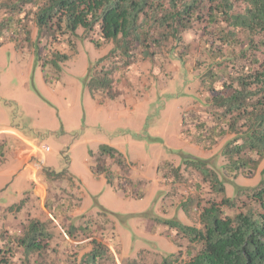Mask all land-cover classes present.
Returning a JSON list of instances; mask_svg holds the SVG:
<instances>
[{"label":"rangeland","instance_id":"rangeland-1","mask_svg":"<svg viewBox=\"0 0 264 264\" xmlns=\"http://www.w3.org/2000/svg\"><path fill=\"white\" fill-rule=\"evenodd\" d=\"M27 28L31 42H36L34 25ZM199 35L193 31L185 35L190 54L181 56L176 49L163 62L136 64L114 86L116 92L97 98L86 84L88 69L102 67L97 62L111 45L96 48L91 42L98 37L96 30L88 36L79 29L71 39L73 50L64 41L49 49L48 40L39 38L48 81L33 48L26 43L15 48L24 37L0 45V247L10 246L11 264H23L26 258L15 238L31 220L46 222L52 239L45 253L30 254L29 264H80L91 249V239L107 247L115 264L188 261L196 247L164 221L198 226L195 207L191 211L196 215L187 217L181 204L188 197H200L204 204L214 196L196 172L183 167L187 156L214 166L226 197L236 199V208L223 209L226 216L256 207L236 188L255 187L264 178L262 163L253 175L224 176L222 143L206 151L182 135L181 114L201 104L198 77L209 62L208 52L198 47ZM52 52L69 56L58 74L48 63ZM198 60L201 65L196 69ZM101 146L115 148L124 160L121 167L107 160L112 184L91 169L100 166ZM28 148L38 152L31 161L45 186L40 197L32 194L35 182L17 160L18 152ZM165 164L180 168L177 181L163 178ZM48 169L61 176L47 179Z\"/></svg>","mask_w":264,"mask_h":264},{"label":"trees","instance_id":"trees-1","mask_svg":"<svg viewBox=\"0 0 264 264\" xmlns=\"http://www.w3.org/2000/svg\"><path fill=\"white\" fill-rule=\"evenodd\" d=\"M0 12V45L24 37L14 46L19 49L26 43L33 48L46 81L49 74L41 62L39 38L48 40L49 49L64 41L73 50L71 39L79 29L88 36L96 30L98 37L91 39L92 44L111 47L97 62L103 64L100 69H88L86 84L93 98L115 91L114 86L136 64L163 62L176 49L181 56L190 54L185 35L197 32L198 47L208 52L209 62L198 77L201 104L181 114L182 135L206 151L222 143L224 176L253 175L260 163L264 173V0H0ZM28 25L36 29V42L30 40ZM68 59L67 54L52 52L48 63L58 74ZM199 65L200 60L196 69ZM99 154L100 166L91 169L112 184L107 160L121 167L122 154L106 146L99 148ZM183 167L196 172L214 196L204 204L200 197H188L181 204L187 217L196 215L191 211L195 207L198 226L164 221L196 247L183 264H264V178L255 187L236 188L237 194L256 207L230 217L223 209L236 208V199L226 197L214 166L187 156ZM45 176L61 173L48 169ZM180 177L179 167L168 166L163 174L173 181ZM137 191L141 196V190ZM51 239L46 222L29 221L22 236L15 238L16 247L26 257L23 264H29L30 254L45 253ZM90 245L80 264H115L106 246L96 239ZM12 255L9 245L0 247V264H11Z\"/></svg>","mask_w":264,"mask_h":264},{"label":"crops","instance_id":"crops-1","mask_svg":"<svg viewBox=\"0 0 264 264\" xmlns=\"http://www.w3.org/2000/svg\"><path fill=\"white\" fill-rule=\"evenodd\" d=\"M8 132L13 133L15 136L19 138H22L21 134L18 133L17 131L9 129ZM24 140L28 144L34 145L33 142L28 140L27 138H25ZM41 155H42L41 162L44 165V162L42 161L44 160V156L42 152H41ZM37 156H38V152H36V150L33 151V149L31 148L23 149L18 152L17 160H19V162L22 163V165H24V169L28 171V179H33L35 182L32 194L36 197H40L43 193L45 194V186L43 184L42 177L38 175V172H37L38 169L35 168L36 167L35 162L31 161L32 158L33 159L38 158Z\"/></svg>","mask_w":264,"mask_h":264}]
</instances>
